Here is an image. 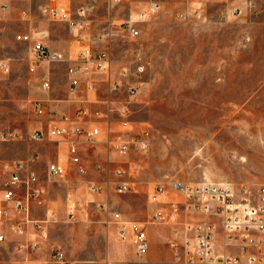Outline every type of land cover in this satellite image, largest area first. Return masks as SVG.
<instances>
[{"label": "rangeland", "instance_id": "obj_1", "mask_svg": "<svg viewBox=\"0 0 264 264\" xmlns=\"http://www.w3.org/2000/svg\"><path fill=\"white\" fill-rule=\"evenodd\" d=\"M150 2L158 6L151 10ZM113 14L118 20L103 54L118 68L134 69L137 41L124 29L129 22L148 57L143 75H127L134 95L127 87L121 94L131 97L129 120L140 128L134 133H150L146 151L133 148L118 161L137 203L147 206L155 187L172 181L264 185V0H100L89 17ZM49 17L55 19L46 0H9L0 10V58L10 66L0 73V137L19 135L0 143L47 130L45 105L40 114L30 101L49 97V88L32 64L30 44L17 35L26 23L44 30Z\"/></svg>", "mask_w": 264, "mask_h": 264}, {"label": "crops", "instance_id": "obj_2", "mask_svg": "<svg viewBox=\"0 0 264 264\" xmlns=\"http://www.w3.org/2000/svg\"><path fill=\"white\" fill-rule=\"evenodd\" d=\"M153 3L158 6L156 2H150L148 8L151 10L157 7L152 9ZM99 4L100 0H46L47 9H64L74 17L79 7L85 6V27L72 30L67 21L49 17L44 30L28 27L26 23L19 33L39 32L49 49L62 53L65 60L37 67L40 78L49 80V97L39 100L48 112L46 132L33 131L40 133L39 139L31 136L33 140L0 143V163L5 172L0 180V209L6 211L0 214V264H64L52 261L51 255L56 249L65 252L68 264H180L176 259L172 225L150 221L152 213L161 204L151 202L150 196L147 206H140L134 191L123 195L115 190L119 180H126L125 175L118 177L116 174L117 169H125L118 163L123 159L116 143L140 131L132 121L125 124V118L116 108L131 101L129 94L128 98L121 96L127 87V76L111 62L110 74L89 69L81 76L76 88L70 87L69 67L74 64L80 49L105 53L108 36L113 31L111 25L118 20L116 14L89 17ZM149 14L144 11L142 16L146 18ZM59 77L63 79L61 90ZM114 81L120 83L117 90L111 89ZM92 83L94 88L89 86ZM79 107L88 112L83 119L77 118ZM64 115L68 120L63 119ZM57 126L99 127L100 135L93 142L77 141L80 157L77 164L71 159L68 138L51 134L50 130ZM17 160L24 163L23 177L30 173L37 176V182L31 187L42 190L38 196L26 201L29 219L11 202L4 201V184L10 175L9 169ZM52 162L65 167L64 176L55 177L49 173L48 166ZM79 167H83L84 172H80ZM93 186L99 189H93ZM18 193L25 199L26 187L22 186ZM171 194L168 200H173ZM114 213H121L123 218L143 225L151 244L145 257L137 256L132 232L121 237ZM18 223L23 227L20 232L16 230Z\"/></svg>", "mask_w": 264, "mask_h": 264}, {"label": "built area", "instance_id": "obj_3", "mask_svg": "<svg viewBox=\"0 0 264 264\" xmlns=\"http://www.w3.org/2000/svg\"><path fill=\"white\" fill-rule=\"evenodd\" d=\"M9 0H0V9H6ZM157 5L152 4L153 9ZM50 15L55 19L67 21L72 30L83 28L86 25L87 9L79 7L76 17L64 9L52 8ZM192 13H198L194 10ZM184 16V14H182ZM124 29L128 35L137 41L134 51V69L120 67V73L133 77L143 75L148 66V57L143 41H140V30L132 23H125ZM17 39L30 44V59L33 66L38 67L44 63L61 62L65 60L62 53L52 51L45 44L42 35L37 32L21 33ZM92 64V67H89ZM91 70L111 72V61L102 53L90 48H81L73 65L69 67L70 87L74 89L79 84L81 76ZM10 70L9 63L0 58V73ZM44 88H49V80L42 83ZM90 87H95L92 83ZM120 83L114 81L112 90H117ZM135 89L130 88L131 97ZM40 114H44L43 104L40 101H30ZM117 111L125 118L124 123H129V106L119 105ZM84 107H79L77 118L83 119L87 115ZM64 120H68L66 115ZM51 134L58 137H67L69 140V153L73 162L79 164L77 141L93 142L100 135L99 127L85 129L80 126H57L50 130ZM17 133L9 136L1 135V139L17 138ZM32 138L39 139L40 133L34 132ZM150 133H133L129 138L116 143L119 154L127 155L133 148L146 151L149 148ZM110 140V139H109ZM52 176L62 177L66 169L59 162H52L48 166ZM84 172L83 167H79ZM10 175L4 184V201L11 202L17 211H23L29 219V207L26 201L38 196L42 190L34 189L32 184L37 182L34 173L23 177L24 163L17 160L9 169ZM126 170L117 169L118 177H124ZM27 189L26 198L19 196V189ZM170 187V189H169ZM93 189H99L93 186ZM118 193L132 192L133 188L127 180H119L115 187ZM171 191L181 192L182 199L168 200ZM151 202L161 205L152 213L151 223L172 225L174 231V246L177 250L176 259L183 264H264V185L256 190L250 187L236 189L224 183L204 182L193 186L180 181H172L168 185H157L151 194ZM6 211L0 209V214ZM114 218L119 224V233L125 238L128 232L134 234L136 254L145 257L150 250V240L147 231L140 222L129 221L121 213H114ZM17 231H22L21 223L16 225ZM2 236H0V240ZM220 244L221 248L218 249ZM52 261L68 264L65 252L56 249L51 255Z\"/></svg>", "mask_w": 264, "mask_h": 264}]
</instances>
